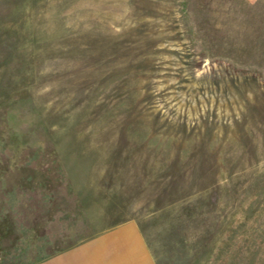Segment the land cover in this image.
I'll return each instance as SVG.
<instances>
[{"label": "rangeland", "instance_id": "374dc122", "mask_svg": "<svg viewBox=\"0 0 264 264\" xmlns=\"http://www.w3.org/2000/svg\"><path fill=\"white\" fill-rule=\"evenodd\" d=\"M89 246L264 264V0H0V264Z\"/></svg>", "mask_w": 264, "mask_h": 264}, {"label": "crops", "instance_id": "0c3cea01", "mask_svg": "<svg viewBox=\"0 0 264 264\" xmlns=\"http://www.w3.org/2000/svg\"><path fill=\"white\" fill-rule=\"evenodd\" d=\"M123 231H126V230H122L121 229V231H119V233L121 232V233H123ZM127 233H129L128 235L129 236H136V232H135V229L133 230V232H132V230L130 231V232H127ZM131 239V238H130ZM123 242V244H127L128 243V240H123L122 241ZM115 244H117V243H115ZM97 248L98 249H100L101 248V245H98L97 246ZM90 249H92L91 251H92V254L90 253ZM142 251H144V249H141ZM128 251V250H127ZM106 252H108V250L106 249ZM108 254H109V252H108ZM111 254H112V252H111ZM103 255L105 256V250H103V251H101V250H97L96 249V246H92V247H88V252H87V249H86V247L83 249V254H82V258H83V261H82V263L83 264H100V260H101V258H102V264H104V257H103ZM102 256V257H101ZM109 256H110V260H113L115 257L113 256V255H110L109 254ZM120 257H121V254L119 255ZM123 257L125 258V262L127 263V264H137V255H136V250L135 251H131L130 249H129V251L128 252H124L123 253ZM110 264V263H109ZM120 264H122V260L120 261Z\"/></svg>", "mask_w": 264, "mask_h": 264}]
</instances>
